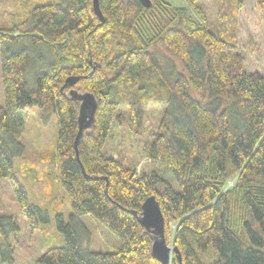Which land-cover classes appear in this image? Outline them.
<instances>
[{
  "label": "trees",
  "instance_id": "16d2710c",
  "mask_svg": "<svg viewBox=\"0 0 264 264\" xmlns=\"http://www.w3.org/2000/svg\"><path fill=\"white\" fill-rule=\"evenodd\" d=\"M41 1L13 27L0 28V179L13 187L29 227L43 224V210L29 203L14 172L29 111L36 112L56 120L58 180L71 198L70 221L55 217L62 246L38 262L160 264L151 256L153 235L138 223L154 196L166 243L171 235L181 257L173 254L170 264H264V76L245 71L236 43L213 33L202 11L195 18L165 0H150L148 9L138 0H98L101 23L92 0ZM158 50L177 58L182 72L167 59L165 73ZM44 57L50 64L40 70ZM68 78L80 79L70 88ZM70 90L93 94L97 104L77 151L80 103ZM149 102L163 112L147 156L169 169L178 189H160L161 176L139 175L104 153L112 127L123 122L122 107L137 132ZM83 216L119 239L120 250L84 247ZM9 226L18 231L15 222ZM2 246L0 264H14L11 246Z\"/></svg>",
  "mask_w": 264,
  "mask_h": 264
},
{
  "label": "rangeland",
  "instance_id": "374dc122",
  "mask_svg": "<svg viewBox=\"0 0 264 264\" xmlns=\"http://www.w3.org/2000/svg\"><path fill=\"white\" fill-rule=\"evenodd\" d=\"M47 0L44 1V3ZM58 2L59 0H49ZM175 7L188 8L195 18L200 11L205 14V22L213 32L236 43L245 57V71L258 72L264 76V0L261 5L255 0H165ZM41 0H0V28H11L19 23L27 11ZM193 4V6H191ZM118 40L109 43L111 50L117 48ZM109 48V51H111ZM117 50V49H116ZM161 67L166 68V60L170 59L175 72H182L177 58L164 51H157ZM50 60L43 58L40 70H46ZM165 70V69H164ZM76 85V84H75ZM74 87V86H73ZM78 93H84L82 90ZM3 94L0 77V104ZM142 123L137 132L131 130L127 118V107H122L123 122L111 129L104 145V153L118 159L124 167L140 174L156 173L164 183L178 189L177 182L169 169L147 156L148 146L157 132L163 106L149 102L142 106ZM23 154L14 159L15 176L24 187L30 204L43 210L44 223L37 229H31L22 214L15 197L13 187L6 179H0V218L3 219V234L0 230V245H9L13 249L14 264H40L39 257L50 247L62 246L63 238L56 230L55 217L62 214L69 222L71 214V198L60 186L58 180V155L56 151L57 124L54 118L41 120L36 112L29 111L25 131L20 139ZM232 178L226 188L235 183ZM86 227L83 237L84 247L97 252H114L120 250L121 243L102 224L90 216L80 217ZM9 222H15L18 231L14 232ZM172 233L173 224L169 227ZM169 232V233H170ZM172 237L168 239V247L173 246ZM173 253L171 254L172 257ZM206 259H210L207 257ZM171 261V260H170Z\"/></svg>",
  "mask_w": 264,
  "mask_h": 264
},
{
  "label": "water",
  "instance_id": "95a60500",
  "mask_svg": "<svg viewBox=\"0 0 264 264\" xmlns=\"http://www.w3.org/2000/svg\"><path fill=\"white\" fill-rule=\"evenodd\" d=\"M142 7L148 9L151 7L150 0H138ZM92 7L94 13L103 23V17L99 9V1L92 0ZM80 78H68L65 86L72 88ZM69 97L73 101H78L79 115H78V132L74 141V148L77 151L78 141L84 130L91 127L94 122V115L96 112L97 104L93 94L84 92L78 93L75 90L69 91ZM138 223L146 232L153 235L151 244V256L160 264H170L171 254H175L177 260L180 262L181 257L177 248L168 247L164 236V218L161 213L158 202L154 196L147 198L141 207V214L138 218Z\"/></svg>",
  "mask_w": 264,
  "mask_h": 264
}]
</instances>
